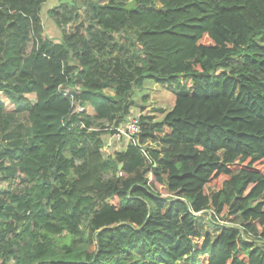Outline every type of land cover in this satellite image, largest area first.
Wrapping results in <instances>:
<instances>
[{
  "label": "trees",
  "instance_id": "trees-1",
  "mask_svg": "<svg viewBox=\"0 0 264 264\" xmlns=\"http://www.w3.org/2000/svg\"><path fill=\"white\" fill-rule=\"evenodd\" d=\"M44 1L0 0V264H264V0Z\"/></svg>",
  "mask_w": 264,
  "mask_h": 264
},
{
  "label": "rangeland",
  "instance_id": "rangeland-1",
  "mask_svg": "<svg viewBox=\"0 0 264 264\" xmlns=\"http://www.w3.org/2000/svg\"><path fill=\"white\" fill-rule=\"evenodd\" d=\"M62 1L69 2V4L72 5L71 7H74V5H77L79 3V0H76L75 4L70 2L71 0H62ZM124 1H127V0H124ZM56 5H57L56 0H46L42 3L40 13H39L40 23L43 28L44 35L54 42H58L61 39V31L55 25L51 16L49 15V10L54 8ZM81 14L82 12H80V15ZM76 22H74V24ZM116 36L119 37L117 38L118 41L121 44H123V46L126 48V51H128V54H130L129 56H131L134 50L130 49L129 46H130V43L134 40V35L132 33H127L126 31H122L119 33V35L117 34ZM205 41L208 42L209 40L205 38ZM29 43L27 44V46L30 45ZM69 89H72V88H69ZM72 90H74L75 92L77 91L75 89H72ZM178 90L180 89H177L175 87L166 86V85L160 86L158 84L153 83L150 80H146L144 85L141 88H136L134 90L133 101H134L135 106L130 109L131 112L128 116L135 114V113H139L140 109H145L143 113L155 114L156 119L158 120L161 119L162 115L158 113L157 109L168 110L172 106L174 96ZM104 91L106 93H113L111 91V88L109 87L105 88ZM17 119L23 123L24 127L28 126L25 115L17 116ZM111 137L112 136L108 134L101 136V138L104 139V141H108ZM149 146L154 147V146H157V144L155 143L154 145L149 144ZM115 149L118 150V149H121V147H118ZM255 166L258 167L259 169H262L261 168L262 164L260 163L256 164ZM150 177L151 176H149V178ZM226 178H227L226 176H218L217 178L213 179L211 183L207 186V191H210L211 189L219 187L222 181L225 180ZM156 188L158 189L160 193L166 194V190L162 186L156 184ZM112 202L116 203V199L112 200ZM201 226L203 227V229H205L206 227L208 229V225H206V223H204V225L201 224ZM179 264H193V263L190 261V258L187 257V258L180 260Z\"/></svg>",
  "mask_w": 264,
  "mask_h": 264
},
{
  "label": "built area",
  "instance_id": "built-area-1",
  "mask_svg": "<svg viewBox=\"0 0 264 264\" xmlns=\"http://www.w3.org/2000/svg\"><path fill=\"white\" fill-rule=\"evenodd\" d=\"M73 92L75 91L68 88L63 90V94L69 96L71 99H73ZM140 114L141 113H135L128 116L123 123L116 127V133L108 141L103 142L101 151L103 153H108L109 151H111V145H113V141L119 142L121 139H123L128 142L132 140L133 135L137 134L140 131L138 126V119Z\"/></svg>",
  "mask_w": 264,
  "mask_h": 264
},
{
  "label": "crops",
  "instance_id": "crops-1",
  "mask_svg": "<svg viewBox=\"0 0 264 264\" xmlns=\"http://www.w3.org/2000/svg\"><path fill=\"white\" fill-rule=\"evenodd\" d=\"M126 143H127L126 140L121 139L119 142L113 141L112 146H113V149L118 148V147H121V149H122Z\"/></svg>",
  "mask_w": 264,
  "mask_h": 264
},
{
  "label": "water",
  "instance_id": "water-1",
  "mask_svg": "<svg viewBox=\"0 0 264 264\" xmlns=\"http://www.w3.org/2000/svg\"><path fill=\"white\" fill-rule=\"evenodd\" d=\"M118 167H120V165H118Z\"/></svg>",
  "mask_w": 264,
  "mask_h": 264
}]
</instances>
